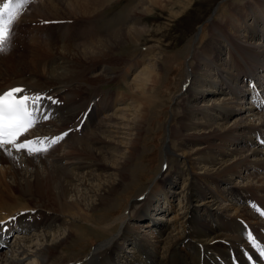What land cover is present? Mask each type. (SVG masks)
<instances>
[{
	"label": "bare ground",
	"instance_id": "bare-ground-1",
	"mask_svg": "<svg viewBox=\"0 0 264 264\" xmlns=\"http://www.w3.org/2000/svg\"><path fill=\"white\" fill-rule=\"evenodd\" d=\"M104 1L106 2L46 0L44 4L42 0H37L28 16L42 19L41 24L49 18H68L72 24L78 17H88L85 21L82 19L84 25L78 32L79 36L68 37L65 31H68L69 24L58 23L60 33L55 38L62 42L58 45L46 43V49L56 57L46 67H42L41 71L35 69L38 68L39 61L42 63L45 60V57L42 59L43 51L38 43L30 44L27 48L31 55L28 52L26 63L7 59L10 55L0 59V75L10 71L16 74V79L6 82L4 86L0 85V91L19 85L27 89L29 94L46 93L52 98L65 94L60 103H51L49 100L43 102L45 114L50 118L41 122L43 127L49 125L48 129L42 130V136L48 134V137H53L68 133V139L65 137L62 144H55L62 146L63 150L54 153V149H50L46 156L14 153L10 157L0 151V163L8 164L12 169L10 171L0 167V221L16 217L15 221L8 223L6 230L0 231V246L3 247L10 230H19L16 233L20 235L11 245L12 252L16 255L4 253L3 257L0 256V264H21L20 260L23 261V258H27V261L32 259L28 264H44L62 246L65 234L70 237L80 223L96 224L92 212L98 206L112 204L111 196L125 181L124 175L137 154L144 120L156 105L155 93L162 82L157 45L154 42L147 44L152 54L144 63L138 59L126 62L125 68L116 76L124 82V90L116 93L96 92L92 96L94 99L91 97L86 100L77 99L76 90L79 88L88 91L94 84L105 80L110 65L105 60L112 59V53L122 44H141L145 41L144 33L152 27L139 23L141 15L160 9L162 12H169L170 16H183L195 3V0H182L176 6L174 0H138L123 15L125 19L122 16L103 24L99 13ZM263 5L264 0H248L245 4L232 3L227 21L222 24L226 25L222 28H226L227 33L219 30L216 24L211 28L212 36L208 43L202 48L193 49L192 58L195 63L189 64L187 68L182 81L183 87L179 89H182V93L170 97L169 101L171 103L173 100L172 119H182L181 128H173L166 135L171 140L174 133L177 134L175 151L180 159L176 165L175 180L170 181L167 177L156 179L142 195V199L135 200L130 210L116 218L113 224L116 223V228L117 224L121 227L113 232L116 229L114 227L108 232V235L113 232L111 236L90 251L86 259L88 264H91V258L97 259L98 264H114L117 257L115 255L124 250L131 254L119 253L117 258L121 259L118 264H246L245 255L257 256L264 250V237L255 231L258 228L254 226L258 222L262 225L264 223L251 215L246 207L237 205L244 196L241 190L249 189L256 195L264 188V179L259 178L256 173L248 171L246 176L239 173L242 169L246 171L252 167L264 170V149L260 145L256 146L259 142H253V137L250 136L257 130L256 127L264 128L263 116L254 113L261 108L260 103L252 96L250 101L255 107L248 108L246 112L249 115L245 119L236 118L229 125L225 120L237 112L240 103L235 101L238 96L244 95L242 91L252 92L250 84L253 82L257 90L258 80L254 77L255 71L249 61L258 65L261 57L264 60V48L256 51L250 42L253 43L256 39L255 31L263 29ZM19 10L22 12L23 9ZM40 22L34 24V38L39 35ZM61 24L64 26L59 27ZM199 36L201 31L196 38ZM39 38L47 40L43 35ZM234 38L240 39L244 44ZM223 52L227 53L228 59H222ZM79 63L84 68L74 76ZM26 72L39 74H35L33 78L19 77ZM244 78L250 81H243L247 88L240 90L238 84ZM77 82V87L72 88ZM260 100L264 103L263 99ZM84 105L87 107L82 110ZM81 110L83 123L80 127L83 132H87L83 136H77L68 130H62L63 126L68 127L74 121ZM253 115L256 116V122L252 119ZM232 138L242 139L248 147L228 152L225 143ZM172 149L174 151L175 148ZM169 152L171 149L164 147L165 163ZM7 174L14 178L12 184L5 180ZM235 176L242 183L245 181V184L233 181ZM177 178H181L182 186L172 194L169 189L178 183ZM166 184H169V189L165 188ZM239 188L240 191L237 190ZM15 192L30 198L35 195L39 200L23 205L7 203L3 207L2 198ZM228 195L236 196L235 203L230 207L229 217L235 215L247 220L245 222L255 236V246L246 237L236 218L231 221L223 218V210L227 207L222 199ZM259 197L264 203L263 196ZM174 199L178 201L180 208H173L171 202ZM153 201L154 207L149 210ZM141 204L143 207L138 208ZM32 209L37 211L32 214L33 217L30 214ZM170 211L173 213L164 225L159 224L158 216L152 217L155 212L163 214ZM143 216L148 217L147 223L127 225L129 221H139L138 218L142 219ZM59 226L64 228V234L60 237L54 232ZM27 227L28 229L23 230ZM112 227L113 225H109L103 230L107 231ZM143 227L155 228V234L150 236L153 239L150 240L144 229L141 230ZM31 228L39 231L36 232L35 243L25 236V231ZM63 259L51 264H71Z\"/></svg>",
	"mask_w": 264,
	"mask_h": 264
},
{
	"label": "rangeland",
	"instance_id": "rangeland-1",
	"mask_svg": "<svg viewBox=\"0 0 264 264\" xmlns=\"http://www.w3.org/2000/svg\"><path fill=\"white\" fill-rule=\"evenodd\" d=\"M64 1H68V0H64ZM137 1L138 0H106V2L104 1L105 3L102 6V9L99 13L101 21L103 22V24H107V23L112 22L115 19L118 20L129 9H132L137 4ZM174 1H175V5L179 6L178 4H180L182 0H174ZM247 1L248 0H195L193 7L189 8L186 14H184L183 16H180V14H178V16L176 17L170 16L169 12L165 10H163L162 12V10L160 9H156L151 14H148V15L147 14L141 15L139 18V23L152 27L150 30L147 31L148 33L147 32L144 33L143 37L145 38V41H143L141 44H134L131 42H125V44H122L120 48L115 49V51L112 53L111 55L112 59L105 60L107 63L110 64L108 65L109 66L108 76L105 78V80L97 84H94V86L91 85L92 86L90 88L91 90L90 89L88 91L80 90L79 88L76 90V94L78 93L77 94L78 97L76 98L77 99L80 98L81 100H86L89 98L91 99V97L94 96L96 92L109 91L110 93H116L118 90H124V87H125L124 82L121 79L116 78V76L118 75L120 71H122L125 68L126 62L130 60L138 59V60H143V63H144L145 62L144 60H147V58H149L150 55L152 54V50L149 49L147 44H149L150 42L151 43L154 42L155 46L157 45V50L160 52L158 62L162 70V82H161V85H159L160 87L155 93V96L157 98L156 105L149 112L148 118L144 120L143 129L141 131L142 135H141L140 142L138 144L137 154L136 156H134V159L131 161L129 168L124 175L125 181L121 185H119L118 189L116 190V193L113 194V196H111L112 204H110V206L109 205L98 206V208L94 212H92V217L95 220L94 222H96V224H92V223L78 224L77 229L73 228L76 230L75 233L72 234L70 237L68 235L66 236L65 234L64 235L65 239H63L65 241L62 243V246L58 247L55 250V254H53L51 258L46 259L45 260L46 262L44 261V264H51L53 262L62 260L65 257L66 258L63 260H68L67 262L71 264L74 262H76V264H88V260L86 259L88 258V254L90 253V251L94 249L99 243L108 239L113 232L118 231L119 228L121 227V226L119 227V225L117 224V228H116V223L113 224L116 218L120 216L122 213H125L126 211L130 210V207L133 203H135V200L137 199L139 200V198L142 199V195H144L147 192L148 188L151 186V184L156 179L167 177L170 181L175 180V174L177 172L176 165H177L178 160L180 159V157L176 155L177 151H175L176 145H177V141H176L177 134L175 132L174 138H172L171 140H168V138H166V135L168 131H173V128L175 129L181 128L180 121H182V119L179 117H174V119H172L173 118L172 117L173 100L170 103L169 102L170 97H173L177 93H182V89L181 90L179 89L183 87L182 81H184L183 79L185 77L187 68L189 64L195 63V60L192 58L193 49L195 48L196 50L198 48H202L206 43H208V40L212 36L211 28L216 24H217L216 27L219 30L223 32L226 31L227 33L228 30L226 28H222L223 26H226V25L222 26V24L224 21H227V18H228L227 16L229 15V9L231 7L230 5L232 3L233 4H237V3L245 4ZM36 2L37 0H33L32 3L25 6L24 7L25 12L31 14L30 9ZM42 2L46 4V0H42ZM263 12H264V5H263ZM27 15L24 16V21H21L13 29V36L11 40L10 50L7 51L6 53H0V59L2 57L10 55L9 57H7V59H11L12 61H15L17 63H20L19 61H21L22 63L23 62L26 63V61L28 60L25 57H27V54L29 52V51L27 52V48L30 47V44L35 45V43H38L43 51L42 59H44L43 57H45V60L42 63H40L39 61L38 68L35 67V69H37L38 71H41L42 67L43 68L46 67L47 63L51 61L52 59H55L56 57L54 56V54L50 52L49 49H46L47 48L46 43L58 45L62 42V40L61 41L59 39L57 40L55 37L60 33L58 30L59 28H57L58 23L62 22V20H58V19H64V17L53 19V20L50 18L47 19L48 21H51V23H48L49 24V30H48L49 34H48V31H47L48 24L44 22L41 24L40 21H43L42 19L34 18L32 16H27ZM31 17L33 19V22H31ZM65 19H68V18H65ZM82 19L83 21H85L88 19V17H85V16L78 17L75 21L71 19L73 21L72 24H70V19L65 20L64 23L69 24L68 31H71L70 33L68 31H65L67 32L66 35L68 37L72 35L79 36L78 34L80 33L84 25ZM99 21L100 20H98V22ZM104 21H107V23ZM35 22L36 23L40 22L41 24V26L39 27V35L36 37L37 39L34 38L36 36V29L34 25ZM63 24L59 25V27L64 26ZM33 30H34V33L32 34V36H30ZM200 31H201V36H199V38H196V36L200 33ZM255 33H256L255 35L256 39L254 40L255 43L254 41L253 43L252 42L250 43L251 45L253 44V47L257 51V50H261L262 48H264V25H263L262 31L256 30ZM42 35L44 39H47L48 41L43 40L42 38H39ZM234 39L238 41L239 43L244 44L242 41H240V39L238 38H234ZM230 41L232 43H235V41L232 39ZM30 55H31V52H29V56ZM221 57L223 60L228 59V55L226 52L225 53L223 52V55ZM70 59L73 60L74 58H70ZM249 62L253 65L252 68L254 70L253 69L252 70L255 71L254 77L257 78L258 80L256 84L257 91L260 90L259 92L260 94H262L261 98L263 97L262 99L264 100V94H263L264 93V69H260L261 68L260 66L264 65V60L261 57L258 61L259 62L258 65L255 64V62H251V61ZM77 68L78 70L74 73V76L76 75L78 71H80V69L84 68V66L81 68V63H79ZM12 72L13 71H10L9 73H5V74L2 73V75H0V85L4 86L5 84H7L6 82L13 81L14 79H16L15 77L16 74ZM35 74H39V73L35 72ZM35 74L29 73V72L27 74L26 72L24 74H21L19 77L24 76L27 78H33ZM241 81L242 83L239 82L238 84L239 85L238 87L240 88V90H242L241 88H243L241 86H244L246 83L243 81H247V83H249L250 80L244 78ZM77 85H78V82L74 84L72 88L77 87ZM226 89H227V92H229V89L228 88ZM242 93L248 94L249 96L243 95V94L238 96V98L235 101L236 103H240L239 106L237 107V112L231 114L229 117L225 119L226 124L228 125L234 122L236 118L245 119L249 115V113L246 112L248 108H250L251 106L255 107V104L249 101L250 100L249 98L252 97V95L250 93H245L243 91ZM64 95L65 94L63 93L58 94L57 95L59 97L58 101L64 100ZM103 95H106V93H104ZM244 96H247V100ZM161 103H164V105L160 106ZM183 105H184V102H183ZM85 106L87 107V105H84L82 110L84 109ZM91 107L94 109L93 105ZM254 110H256V108ZM257 110L258 111H255L254 113H257L258 115L263 116L262 119L264 120V110H262V108L257 109ZM252 119L253 121H255L256 116L253 115ZM75 124L76 123L74 121L71 122V126H74ZM39 125L31 129L30 133H28L27 138L25 139H30L35 133L38 132V130H41V131L42 129L45 130L43 125L41 128H39ZM64 128H67V127L63 126L62 130H64ZM256 129H257L256 134L260 132L261 133L264 132V128L262 127H256ZM62 130L61 132H63ZM86 132L87 131L83 132L81 130V134L79 136H83ZM39 134L40 132L35 134V136ZM250 134H252V132ZM74 135H77V134H74ZM250 136L252 138L253 134ZM263 137L264 135L262 136V138ZM233 141H236V142L234 143ZM225 144H226V147L228 148L227 150L228 152H231L232 149H235V148H240L244 150L248 147V145H246V143L242 139L237 140L235 138H232L230 142H226ZM56 147L57 148L55 147L53 148L54 150L51 149L54 151V153H56L57 151L61 152L63 150L62 146H56ZM164 147L171 149V152H169V157H168L169 159L168 158L166 159L167 164L165 163V160H163L164 159L163 158ZM172 147L175 148L174 151ZM162 162L165 165V167L164 165H162ZM0 167L3 169L10 170V171L12 170L6 163H0ZM254 169L255 168L253 167L246 171L242 169L239 173L241 175H243L244 173L246 176L248 175V171H249L252 173H256L259 178L262 177L261 179H264V170L257 169V172H256ZM5 180L7 181L8 184H12V182L14 181V178L11 176V174H7L5 176ZM234 180H238V182H240L241 185L245 184V181L242 183V180H240L238 176L233 177V181ZM177 182L179 184L177 183L175 186H173L174 188L169 189V184H166L165 188L169 189L172 194L176 193L178 190L181 189V186H182L181 178H177ZM240 188L237 190L240 191L241 190ZM243 188L246 189V187H243ZM262 190L264 191V188ZM241 192L245 194V193H250L251 191H249V189H246L245 191L241 190ZM257 194L258 193H256V196L259 197V195ZM261 195H262V192H261ZM159 198H161L160 200L163 201L162 196H160ZM2 199H4V201L1 203L3 207L7 203L10 205H13V204L16 205V203L23 205L26 202L33 203L36 201V199L39 200V198H36L35 195L30 198L29 196H24V195L20 196L18 192L13 193V195L11 194V196L5 195ZM235 201H236V196L230 197V195L225 196L222 199V203L226 205L227 207V209L223 210V213H222L223 218L229 217V214L231 213L230 207L235 203ZM171 203L174 209L180 208L177 200L174 199ZM153 204H154V201L151 204L149 210L154 207L152 206ZM141 207H143L142 204L138 208H141ZM36 212L37 211H35L34 214H36ZM172 213L173 211L165 212L163 214H161V212L160 213L155 212L152 215V217L156 218V216H158L159 224L164 225L166 224V219ZM30 214L32 215V211ZM144 217L146 216H143L142 219L138 217H134V218H138L139 221H136L134 219V220H131V222L129 221L127 225H130V224L132 225V224H135L136 222H139L138 224H145L148 222L147 221L148 217L147 218H144ZM230 217L233 218L235 217V215H231ZM232 218H227V219L231 221ZM130 219H133V218L131 217ZM255 224L261 225V222H258ZM109 225H113V227L109 228V230L107 231L105 229L103 230V228ZM24 229H28V227L23 228V230ZM113 229L115 230L108 235V232L112 231ZM143 229L145 233L149 235V237L155 234L154 233L155 228L149 229V228L143 227L141 230ZM141 230L140 232H142ZM10 231L14 233L19 232V230L18 231L10 230ZM36 232H39V231L33 230L31 228L30 230L25 231V236H27V238H30L31 241L35 243V241L37 240L36 234H38ZM54 232L59 237L63 236L64 228L59 226ZM17 234L18 233H16V235L15 234H13L12 236L10 235V237L8 238L7 244L3 249H2V246H0V249H1L0 256L3 257L4 253H8L10 256L16 255L14 252H12L13 249L11 248V245L14 242L13 240L20 236ZM149 239L151 240L153 238L150 237ZM119 253H121L122 255L124 253L125 255L131 254L129 252L126 253L125 250ZM118 254L115 255V257L116 256L118 257ZM18 257L19 255L17 256V258ZM117 257L115 259L116 262L114 264H118L117 262H119L121 259ZM23 259H24L23 261L20 260L21 264H28V262L32 260L30 259L27 261V258H23ZM93 259L94 258H91L90 259L91 261L89 260L91 264H98V262L96 261L97 259L96 260L95 259L93 260ZM39 264H42V263H39Z\"/></svg>",
	"mask_w": 264,
	"mask_h": 264
},
{
	"label": "snow or ice",
	"instance_id": "snow-or-ice-1",
	"mask_svg": "<svg viewBox=\"0 0 264 264\" xmlns=\"http://www.w3.org/2000/svg\"><path fill=\"white\" fill-rule=\"evenodd\" d=\"M32 2L33 0H4V3L0 4V53L10 50L13 28L19 18L18 9H23ZM250 87L255 90L254 82ZM45 100L60 103L46 93L29 94L27 89L19 85L0 91V151L10 157L14 153L43 155L68 134L65 132L54 137L37 135L30 139H20L42 121L50 118L45 114L43 103ZM253 206L254 209L257 207L254 202ZM261 214L264 215V212ZM15 219L16 217H10L9 221H0V231L6 230L7 223ZM245 235L255 246L253 234L246 231ZM261 255H264V250L261 251Z\"/></svg>",
	"mask_w": 264,
	"mask_h": 264
}]
</instances>
